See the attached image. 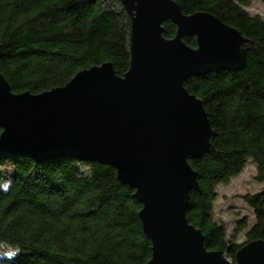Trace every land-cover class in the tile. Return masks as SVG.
Returning a JSON list of instances; mask_svg holds the SVG:
<instances>
[{
	"label": "trees",
	"instance_id": "16d2710c",
	"mask_svg": "<svg viewBox=\"0 0 264 264\" xmlns=\"http://www.w3.org/2000/svg\"><path fill=\"white\" fill-rule=\"evenodd\" d=\"M173 1L186 16L217 17L244 40V70L185 82L203 103L213 131L206 155L189 160L201 191L191 192L187 220L203 233L208 251L235 262L244 245L264 241V18L253 13L254 0ZM163 28L164 38H175V25L166 22ZM131 32L121 0H0V73L15 94L33 95L108 63L124 77ZM184 41L197 47L195 37ZM250 164L262 189L243 197L252 223L244 217L231 232L215 217L217 188ZM134 195L107 165L0 159V264H148L152 244ZM242 232L246 241L239 244Z\"/></svg>",
	"mask_w": 264,
	"mask_h": 264
},
{
	"label": "water",
	"instance_id": "95a60500",
	"mask_svg": "<svg viewBox=\"0 0 264 264\" xmlns=\"http://www.w3.org/2000/svg\"><path fill=\"white\" fill-rule=\"evenodd\" d=\"M121 1L132 26L124 77L108 63L33 95L15 94L0 73V159H76L115 169L142 205L148 264H264V241L244 245L233 262L208 251L187 220L191 192L201 191L189 160L206 155L213 131L185 82L244 70L242 35L211 14L184 15L173 0ZM166 22L177 28L174 39L163 36ZM187 37L196 38L195 49Z\"/></svg>",
	"mask_w": 264,
	"mask_h": 264
},
{
	"label": "rangeland",
	"instance_id": "374dc122",
	"mask_svg": "<svg viewBox=\"0 0 264 264\" xmlns=\"http://www.w3.org/2000/svg\"><path fill=\"white\" fill-rule=\"evenodd\" d=\"M253 8V13L259 14L264 18V3L254 0ZM254 179L255 168L250 164L240 177L232 180L228 185H221L217 188L218 199L215 206V217L217 220L227 223L231 232L234 231L237 221L242 220L244 217H248L249 222L252 223L251 212L245 206L243 197L262 189V186ZM245 232L240 234L239 244H243L246 241Z\"/></svg>",
	"mask_w": 264,
	"mask_h": 264
}]
</instances>
